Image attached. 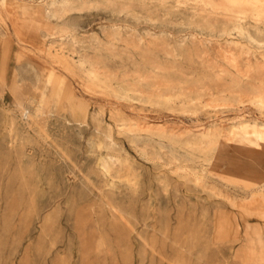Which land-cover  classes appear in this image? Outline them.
Listing matches in <instances>:
<instances>
[{
  "label": "rangeland",
  "instance_id": "rangeland-1",
  "mask_svg": "<svg viewBox=\"0 0 264 264\" xmlns=\"http://www.w3.org/2000/svg\"><path fill=\"white\" fill-rule=\"evenodd\" d=\"M37 1L0 0V264H264V0Z\"/></svg>",
  "mask_w": 264,
  "mask_h": 264
},
{
  "label": "bare ground",
  "instance_id": "bare-ground-1",
  "mask_svg": "<svg viewBox=\"0 0 264 264\" xmlns=\"http://www.w3.org/2000/svg\"><path fill=\"white\" fill-rule=\"evenodd\" d=\"M37 2H38L37 6L39 7V9H47L50 7V5L55 4V0H39ZM47 11L49 10L47 9ZM63 21L67 22L69 25L74 26V27L80 25L79 20L75 17H68V18H65Z\"/></svg>",
  "mask_w": 264,
  "mask_h": 264
}]
</instances>
